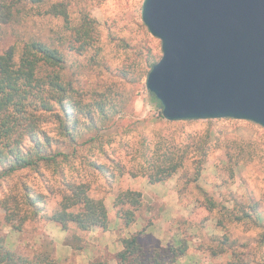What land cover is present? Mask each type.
Segmentation results:
<instances>
[{"label":"rangeland","instance_id":"obj_1","mask_svg":"<svg viewBox=\"0 0 264 264\" xmlns=\"http://www.w3.org/2000/svg\"><path fill=\"white\" fill-rule=\"evenodd\" d=\"M142 1L23 2L16 18L0 25V53L14 48L18 59L23 46L33 40L58 50L65 61L61 79L80 104L73 105L68 125L75 141H70L59 124L63 119L59 111V120L54 113L41 115L38 129L51 139L47 152L61 156L49 164L41 163L34 169L0 178V236L6 247L20 256L31 258L47 252L55 258L56 240L62 232L42 214L51 215L57 209L63 183H86L91 197L106 202L125 190L140 192L142 205L136 212L137 219L145 223L164 219L168 229L164 240L169 238L177 245L183 241L186 251L192 249L198 255H185L182 264H226L234 246L220 256H209L222 236L236 242L234 249L243 253L248 264H264V129L232 119L167 122L160 116L145 88V79L151 63L158 62L162 53L160 41L141 21ZM56 3L67 5V21L46 13ZM87 18L93 21L94 42L86 51L77 53L71 50L70 43L74 31ZM98 101L105 102L107 119L90 107ZM159 142L165 147L162 152L193 146L186 149L188 155L182 168L168 180L153 184L156 191H151L145 177L131 178L129 173L145 163L142 154L150 162L156 160ZM201 142H207V155L194 180V160L199 157L194 155L197 152L193 147ZM94 164L105 166L107 173L102 174ZM118 165L124 169L122 173ZM24 187L44 196L43 211L21 225L20 216L16 217L13 223L20 229L14 230L5 222L1 202L8 200L13 208L12 199L21 202ZM208 200L215 203L214 209H208ZM19 208L24 213L25 206L21 204ZM110 209L108 219L113 222L116 210L112 205ZM243 210L250 217L236 220L245 216ZM65 233V244L80 250L85 246L86 232L69 225ZM154 246L151 239H141L147 256ZM171 248L158 250L166 252ZM96 260L108 263V256L100 253ZM61 264L75 262L68 258Z\"/></svg>","mask_w":264,"mask_h":264},{"label":"trees","instance_id":"obj_2","mask_svg":"<svg viewBox=\"0 0 264 264\" xmlns=\"http://www.w3.org/2000/svg\"><path fill=\"white\" fill-rule=\"evenodd\" d=\"M48 0H0V25H6L16 18L20 13L23 2L32 5H41ZM46 13L53 17H61L68 20L67 5L64 3L52 4ZM93 21L85 20L73 33V43L71 50L77 53L86 51L94 42ZM14 48L0 53V178L8 177L23 169H34L39 164H49L54 162L61 154L51 155L47 152V147L51 139L39 131L38 124L41 122L43 113H54L56 119L58 113L62 114V129L69 136L70 141H75V136L70 132L68 125L72 119V109L80 107L69 93V88L64 85L61 79V70L64 65L62 54L51 46L39 42L30 41L26 43L20 51L18 59L15 58ZM157 62L151 63L152 67ZM71 92V88H70ZM150 95V94H149ZM155 105L159 109L158 102L150 95ZM74 105V106H73ZM90 107L94 111H99L107 119L105 111L106 104L103 101L95 102ZM56 111V112H55ZM80 114V111H78ZM161 116V112L159 109ZM58 114V115H60ZM90 115V112H88ZM162 117V116H161ZM168 122V121H167ZM74 124L76 122L74 121ZM166 143V142H165ZM207 142L197 144L194 151L199 158L194 160L197 163L195 179L200 175V167L205 162L207 152L205 151ZM193 145H186L180 149L173 147L168 152H162L165 148L162 142L157 143L156 160L150 162L144 154L141 155L145 163L140 164L135 171L129 173L131 178L139 175L145 177L149 184H158L171 178L183 166L188 155L187 148ZM94 167L102 174L107 173V168L103 165ZM119 171L124 170L118 165ZM148 169H151L148 172ZM148 172V173H147ZM44 196L23 188L21 202L13 198L14 207L10 208L8 200L1 202V207L5 210V222L14 230H19V226L14 225V220L19 217L20 224L27 220H34L39 217L43 210ZM25 206L24 213H20L19 206ZM209 210L215 208V203L207 201ZM112 208L116 210V217L120 224L127 228L135 223L136 212L142 205V194L138 191L125 190L115 195L112 200ZM253 211V210H251ZM242 214V210H241ZM245 216L237 217L236 220L250 217L243 210ZM44 217L59 226L66 232L69 225H74L80 232H89L94 229L106 231L109 225L106 203L103 199H95L90 196V187L86 183H63L61 199L57 209L51 215ZM258 221L259 218L256 217ZM143 232H138L129 238L121 241L122 250L115 255L117 264H175L177 260L186 254L187 246L183 241H179L175 248L166 252L153 249L152 254L147 256L139 243V236ZM234 240H229L227 236L218 238L216 250H212L210 257L224 254L227 249L235 246ZM71 246L74 250L80 247ZM225 246H228L225 248ZM230 250L231 259L226 264H248L242 252L235 249ZM47 252L33 255L31 258L20 256L5 245L0 236V264H61ZM89 264H108L103 260H95Z\"/></svg>","mask_w":264,"mask_h":264},{"label":"water","instance_id":"obj_3","mask_svg":"<svg viewBox=\"0 0 264 264\" xmlns=\"http://www.w3.org/2000/svg\"><path fill=\"white\" fill-rule=\"evenodd\" d=\"M140 15L160 41L145 88L164 120L264 129V0H143Z\"/></svg>","mask_w":264,"mask_h":264},{"label":"crops","instance_id":"obj_4","mask_svg":"<svg viewBox=\"0 0 264 264\" xmlns=\"http://www.w3.org/2000/svg\"><path fill=\"white\" fill-rule=\"evenodd\" d=\"M151 191H156L155 186H149ZM169 192V191H168ZM108 215L112 211L111 204L112 200L105 201ZM112 223V228L110 226ZM62 234L57 237L56 240V251L55 258L61 262L67 261V259L72 258L75 264H89L97 259L98 254H105L108 256V264H117L115 255L116 253L122 250L121 241L123 239L129 238L130 236L143 232L138 240L141 245V239L147 238L151 239L152 242L155 243V248L160 249L162 247H172L175 248L177 246V242L175 243L171 239L164 240V234L168 231L165 226V220L161 219L159 221H149L147 223L143 222L140 219H136L135 223L130 225L129 227H123L120 222L115 218L113 222L109 220V225L106 231H102L99 229H94L92 231L86 232V244L81 250H74L71 246L65 244L66 233L62 231ZM172 236V235H171ZM185 255H189L192 257H198L195 251L192 249L190 251H186ZM184 255V256H185ZM183 256V257H184ZM183 257L179 258L175 264H182Z\"/></svg>","mask_w":264,"mask_h":264}]
</instances>
